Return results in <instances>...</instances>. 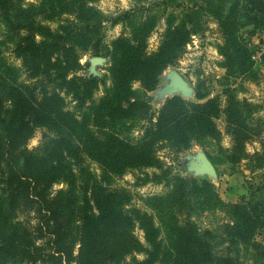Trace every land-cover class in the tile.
I'll return each mask as SVG.
<instances>
[{
    "label": "trees",
    "instance_id": "1",
    "mask_svg": "<svg viewBox=\"0 0 264 264\" xmlns=\"http://www.w3.org/2000/svg\"><path fill=\"white\" fill-rule=\"evenodd\" d=\"M25 1L0 0V264H245L240 256L248 252L264 263V244L255 239L264 204L245 197L227 204L210 181L190 183L158 155L166 148L177 161L193 142L211 140L219 158L215 162L206 152L208 159L235 168L251 157L246 145L262 136V118L251 117L260 106L237 100L231 88L222 92L224 107L196 91L199 102L173 96L153 111L148 96L160 75L185 54L191 34L206 31L209 19L222 39L219 66L228 76L257 82L255 49L240 38V30L264 25V12L246 13L247 0H160L146 6L134 0L132 9L107 18L84 0ZM154 7L167 14L166 29L158 49L148 53L146 41L157 21L145 14ZM63 14L73 19H62ZM55 22L60 24L53 29L49 24ZM104 22L122 24L129 37L107 46ZM4 42L21 67L6 60ZM78 49L108 59L110 87L102 78L77 76L84 68ZM99 87L103 95L95 102ZM62 93L82 110L78 116L67 109ZM220 117L230 138L227 149L220 146L215 124ZM128 119L140 134L132 143L114 131L101 132L108 123ZM37 131L41 140L29 149ZM143 170L153 172L140 178L139 187L152 183L165 189L148 200L156 215L126 208L132 195L114 183L127 171ZM215 208L228 216L217 229L221 238L193 221L197 212ZM216 239L225 244L218 254ZM137 254L143 261L126 262Z\"/></svg>",
    "mask_w": 264,
    "mask_h": 264
},
{
    "label": "rangeland",
    "instance_id": "2",
    "mask_svg": "<svg viewBox=\"0 0 264 264\" xmlns=\"http://www.w3.org/2000/svg\"><path fill=\"white\" fill-rule=\"evenodd\" d=\"M86 4L90 7H94L97 10H99L104 16L107 18L110 17H116L121 12L130 10L134 6V0H123L124 3L129 4L130 6L127 8L121 7L122 0H84ZM160 0H141L140 2L146 6V4H153L155 2H158ZM234 0H230L229 4L233 3ZM38 3V0H26L25 4L30 5L34 4L36 5ZM104 4L105 7L103 10L99 7V5ZM108 4H111L112 7L109 9L107 7ZM228 4V5H229ZM150 13L145 14L148 17H153L156 19V26L154 27L152 33L147 38L146 41V51L148 53L155 52L162 40V33L166 29V17L167 14L163 15L161 12V8H151L149 11ZM144 14H142L143 16ZM62 19H73L72 15L69 14H63ZM144 17H142V20ZM60 22H55L49 24L51 28L55 29L57 25H59ZM103 34H104V43L109 46L111 42L121 36L129 37L128 35V29L122 26V24H118L115 26H111L109 22L103 23ZM206 31L201 34H191L190 40L186 46L185 54L176 62V64L172 67L167 68L159 77V83L155 91L148 94L150 96V105L153 111H158L159 108L162 106L163 102L167 98H171L173 96H179L183 98L184 100L193 101V102H199L196 99V91L207 93L208 97L206 99H213L219 101L221 107L225 106L226 96L222 94L224 90L227 88L237 90V100L246 99L248 103L252 104L253 106H260V110L256 113L251 114L252 118H262L264 122V64L260 61H254L255 65V71L257 72L259 76V80L257 82L251 83V82H244L241 77H237L236 75L228 76V73L221 68L219 65L222 62V58L218 54L217 47L222 44L221 35L218 32V25L209 19V22L206 26ZM3 27L0 25V42L4 41V35H3ZM155 37L153 40L152 38ZM240 38L244 41H248L253 45V39L250 36V32L246 27L242 28L240 30ZM152 41L154 44L153 48L149 47V42ZM262 41V40H261ZM5 45L2 46L1 50L3 52L4 57L6 60L13 64L16 67H21V61L16 58L13 53L11 52V44L4 42ZM78 55L80 64L84 67L82 71L78 73L77 76L82 77H89V76H96L98 78L104 79L106 83V87H110V81L107 78V68L109 66V62L107 58H97V57H90L88 54L83 53L78 49ZM98 60V61H97ZM83 61V63H81ZM89 65L88 67H86ZM176 73L178 74L187 84V87L189 89V92L187 95H183L181 91L176 90L174 92H169L168 86L170 84V75ZM134 89L138 88V84ZM229 89V90H231ZM104 88L99 87L97 90L93 92V101L97 102L101 96L103 95ZM62 98L65 100V103L67 105V109L70 111H73L75 115H79L82 111L81 109H76V104L72 101L70 95L61 94ZM254 119V120H255ZM215 124L219 130V132L222 134V141L220 146L222 148H229L230 146V138L228 135L225 134V122L224 117H220L215 120ZM254 124H252L253 126ZM263 126V124H262ZM264 128V127H263ZM103 131H114L117 134V137L132 143V141H135L140 134L138 130V126L135 124H132V119L124 120L122 122L117 123H108L101 127ZM41 131H37L33 139H37V143L32 148H35L38 146L40 140H41ZM95 136H102L97 133H95ZM30 140V141H31ZM29 141V142H30ZM29 144V143H28ZM259 149L263 151L264 150V131L262 133V136L259 140H254L251 143H248L246 145V153L251 156L249 159H246L244 161L249 162L250 164H258L260 163V157H256L258 154L255 153L256 149ZM251 149V151H249ZM206 152L210 153L211 157L215 158L218 156V146L214 141L211 140H205L202 142H193L191 144V148L177 156V161L174 160V156L170 155L168 149H159L158 155L159 158L166 164V166H170L173 169V173L179 175L181 178H184L190 183L194 182H201L203 180H211V176L207 175H197L192 170V164L196 162V156L199 153L205 154L207 157L208 155ZM264 154V153H263ZM258 160V161H257ZM242 163V162H241ZM240 163V164H241ZM246 163V164H249ZM239 164V165H240ZM243 164V165H242ZM241 167L243 168L245 166V163H242ZM94 168V165L92 166ZM219 172H225L228 173L229 171H226L225 167L218 168ZM153 170H143V171H127L124 175L115 177V185L126 189L132 196H131V204L130 206L126 208H139V209H146L150 213H153L156 215L154 211H152L149 207L148 200L155 195H163L165 193V189L156 184L149 183L147 185L139 187L140 178L144 177V174H151ZM125 177H128V179H125ZM237 180H234V182H237L239 187H243L246 185L245 179L240 178L239 174H237ZM230 179V178H229ZM236 179V178H235ZM138 184V185H137ZM216 184V183H215ZM215 186V185H214ZM217 186V184H216ZM216 192L221 195V193L225 194V187L223 188L221 185H218L219 187L216 188ZM237 186V187H238ZM230 187V185H229ZM56 189L63 188V186H56ZM223 196V195H222ZM238 196V195H237ZM225 200V203H227L228 199L226 197H222ZM251 202L253 201L250 197L247 198ZM224 202V201H223ZM238 202V201H237ZM236 202V203H237ZM229 204V203H227ZM149 206V207H148ZM227 212L224 209H214L213 211H200L197 212L193 216V221L195 222L197 228L199 230L203 229H210L216 233L218 237L221 238V233L218 232V228L225 222L228 221ZM264 218V216H263ZM262 218V219H263ZM155 223L158 225V220H154ZM256 234V240L260 242L261 244H264V238L259 236L260 230ZM135 236L143 243L144 242V235L141 230L138 228L134 231ZM214 243V249L213 251L218 254V252L225 246V244L219 242V239L215 240ZM223 244V245H222ZM142 257V258H141ZM242 262L245 264H264L262 261L258 260L256 257H254L251 252L243 253L241 256ZM133 258H135L138 261H143L144 256L143 255H133L132 257H128L126 259L127 263H131L133 261Z\"/></svg>",
    "mask_w": 264,
    "mask_h": 264
},
{
    "label": "crops",
    "instance_id": "3",
    "mask_svg": "<svg viewBox=\"0 0 264 264\" xmlns=\"http://www.w3.org/2000/svg\"><path fill=\"white\" fill-rule=\"evenodd\" d=\"M247 1H248V6L246 9V13H248V11H251L252 13L264 12V0H247ZM246 28L250 32V36L252 37L251 39H253L252 47L253 49H255V45L257 41L264 42V25H259V24L249 25ZM261 150H259L258 148L255 150V153L258 154L256 157L257 158L260 157L259 158L261 160L260 163L250 164L249 162L242 161V163H245V166L243 168L241 167L242 163L237 167L233 168L230 164L226 162L225 163L221 162L218 165H215L212 163V159H209L216 171V176L211 177V180L209 181L215 186L217 184L216 188L219 187L218 185H221L223 188L225 187V194L221 193L220 195L218 193L222 201L225 202L224 198L222 197H226V199H228L227 203H236L240 197H245V198L250 197L253 201L264 204V154H263L264 150L263 151ZM218 158L219 157H216L213 160L217 162L216 160H218ZM223 166L225 167L226 171H229L228 173H225L224 171L223 172L218 171V168L219 167L222 168ZM237 174H239L240 178L245 179L244 180L246 181L245 186L239 187L237 184H235L237 183L234 182V180H237L236 177ZM259 236L264 238V218L262 221V229L260 230Z\"/></svg>",
    "mask_w": 264,
    "mask_h": 264
},
{
    "label": "water",
    "instance_id": "4",
    "mask_svg": "<svg viewBox=\"0 0 264 264\" xmlns=\"http://www.w3.org/2000/svg\"><path fill=\"white\" fill-rule=\"evenodd\" d=\"M168 90L169 92L179 90L183 95H187L189 92L186 82L176 73L170 75V84L168 86ZM191 167L197 175H207L211 177L216 176V171L213 164L203 153H199L196 156V162L193 163Z\"/></svg>",
    "mask_w": 264,
    "mask_h": 264
},
{
    "label": "clouds",
    "instance_id": "5",
    "mask_svg": "<svg viewBox=\"0 0 264 264\" xmlns=\"http://www.w3.org/2000/svg\"><path fill=\"white\" fill-rule=\"evenodd\" d=\"M129 6H130L129 4L124 3L123 0H122V2H121V7H122V8H127V7H129ZM99 7L101 8V10H103L104 7H105V5H104V4H101V5H99ZM107 7H108L109 9H111L112 5H111V4H108ZM38 39H39V37H37V40H38ZM152 39L154 40L155 37H153ZM149 47H150V48H153V47H154V44L152 43V41L149 42ZM81 63H83V61H81ZM136 86H137L136 84H133V87H134V88H135ZM37 139H38V137H37ZM37 139H33V140H31V141L29 142V144H28V148H29V149H31L33 146L36 145V143H37ZM249 151H251V149H249ZM125 179H128V177H125ZM141 258H142V257H141Z\"/></svg>",
    "mask_w": 264,
    "mask_h": 264
},
{
    "label": "built area",
    "instance_id": "6",
    "mask_svg": "<svg viewBox=\"0 0 264 264\" xmlns=\"http://www.w3.org/2000/svg\"><path fill=\"white\" fill-rule=\"evenodd\" d=\"M263 53H264V42L257 41L255 45V52L253 55V60L259 62Z\"/></svg>",
    "mask_w": 264,
    "mask_h": 264
}]
</instances>
